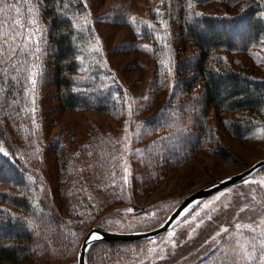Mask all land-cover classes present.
<instances>
[{
	"label": "rangeland",
	"instance_id": "obj_1",
	"mask_svg": "<svg viewBox=\"0 0 264 264\" xmlns=\"http://www.w3.org/2000/svg\"><path fill=\"white\" fill-rule=\"evenodd\" d=\"M85 2L89 14L84 23L93 37L77 83L86 81L98 65L100 79L121 92L117 106L110 113L64 109L55 87L48 84L41 91L40 107L22 117L24 122L18 126L22 137L13 135L20 155L40 181L43 211L65 219L74 241L81 243L93 228L118 233L158 228L192 193L264 160V110L243 117L256 124L241 138L231 132L227 116L219 118L215 113L205 125L214 139L205 140L195 130L202 116L200 110L194 121L187 115L196 111L188 110V99L182 98L174 73L176 53L169 47L176 40L172 37L178 21L176 0ZM257 3L264 10V0ZM242 7L236 6L233 14L242 12ZM200 8L213 15L228 12L220 2ZM180 46L179 54L183 46L186 50L180 55L189 58L191 48L181 42ZM230 60L225 57L226 62ZM234 60L238 70L248 69V74L264 80V37ZM213 142L223 146L229 157L216 154ZM64 148L69 152L67 171L73 174L78 169L82 176L71 190L69 176L60 175ZM245 181L191 207L159 237L114 248L91 245L86 263L261 264L259 259L247 260L237 253L240 244L255 239L250 231L241 230L243 225L255 226L254 220L264 216V187L260 184L264 168ZM7 189L1 186L0 192ZM250 194L256 195L257 211L240 213V206L251 203ZM0 207L11 208L4 203ZM5 215L0 212V219ZM223 228H228V233ZM218 230L220 235L216 236ZM34 249L39 252L18 263L0 264H78L72 249L67 256L52 258L43 256L38 245ZM250 251L259 257L262 250Z\"/></svg>",
	"mask_w": 264,
	"mask_h": 264
},
{
	"label": "trees",
	"instance_id": "obj_2",
	"mask_svg": "<svg viewBox=\"0 0 264 264\" xmlns=\"http://www.w3.org/2000/svg\"><path fill=\"white\" fill-rule=\"evenodd\" d=\"M215 2H220L228 12L213 15L200 8ZM176 4L178 21H175L172 30L173 40H176L169 47L171 53H176L174 73L182 90V98L188 99V110L196 111L187 114L188 117L194 121L195 114L200 110L202 120L195 123V130L205 140L207 137L214 139L205 126L211 113L219 118L227 116L228 126L236 137L246 136L256 121L243 117H251L264 110V80L248 74V69L238 70L240 66L234 58L262 42L264 10L257 0H176ZM239 5L244 6L240 10L242 12L233 14ZM20 6L25 23L28 17L33 16L28 11L32 6L36 13L33 17L37 21L36 26L45 30L40 44L41 53L37 54L39 60L27 54L21 59H27L30 64L38 63L42 71L33 95L29 94L31 85L24 78L26 72L17 73L9 67L8 74L0 76V187L8 188L0 192V203L11 207H0V212L6 213L0 219V261L18 263L34 251L39 252L34 249L35 245L41 247L43 252H40L45 257H64L71 249L79 257L82 243L77 241L76 248L77 242L67 221L43 211V201H40L39 195L40 181L30 164L20 155L13 135L15 138L16 134L22 137L18 131L22 117L32 115V108L40 107L41 91L48 84L55 87L58 101L68 110L113 112L121 92H116L110 84L100 79L98 65L93 66L86 81L77 83V74L82 61L87 59L93 37L91 28L84 23L85 16L89 14L85 0H30V3L20 0ZM9 15L14 13L10 12ZM180 42L191 48L189 58L180 55L186 50L183 46L179 54ZM225 57L231 59L230 62H226ZM13 76H16V80L12 79ZM213 144L216 145V154L229 157L223 151V146ZM61 153L65 155L60 157V175L69 176L71 190L82 177L81 172L77 169L73 174L69 173V152L64 148ZM97 174L101 175L99 172ZM99 245L114 248L122 244L107 242L94 246Z\"/></svg>",
	"mask_w": 264,
	"mask_h": 264
},
{
	"label": "snow or ice",
	"instance_id": "obj_3",
	"mask_svg": "<svg viewBox=\"0 0 264 264\" xmlns=\"http://www.w3.org/2000/svg\"><path fill=\"white\" fill-rule=\"evenodd\" d=\"M24 3H30V0H24ZM29 13H32L33 16L28 17L27 23L24 22L22 17L24 13L22 12V6H20V0L16 2H11V0H0V65H7L8 67H0V76H6L9 71V67L15 70L17 73L23 71L27 75L24 77L27 79L31 85V88L28 90L30 95H33L36 92L38 77L41 74V69L38 63H31L27 59H21L22 56L27 54L28 56L33 57L35 60H39L38 53H41L40 44L42 42V35L45 31L37 25L36 19L33 17L36 13L33 11V7L29 6ZM14 13V15H9V13ZM159 14V13H158ZM133 23H135V18H133ZM98 50V49H94ZM13 80H16V76L12 77ZM33 104L35 100L33 99ZM35 112V108L31 110ZM125 172L127 169L125 168ZM245 183H250V181H245ZM261 187H264V181L260 182ZM219 200V197L217 198ZM251 203L245 204L239 207V212L244 213L256 212V195L250 194ZM207 207V206H206ZM225 208L228 205H224ZM209 220L212 219L211 216L208 217ZM251 219V217H250ZM253 224L243 225L241 230L250 231L255 239L249 241L247 244L239 245L238 255H241L244 259L255 260L259 259L261 264H264V216H261L259 219L254 220ZM200 225L197 224L196 228H199ZM237 228H241L240 224H236ZM195 231V228L193 229ZM224 233H228V228H223ZM171 235H174L171 234ZM220 235L218 230L216 236ZM99 237L97 234L93 233L89 237V241H95ZM216 237L214 236L213 239ZM175 247V244H173ZM252 250H262L259 257L254 255Z\"/></svg>",
	"mask_w": 264,
	"mask_h": 264
},
{
	"label": "water",
	"instance_id": "obj_4",
	"mask_svg": "<svg viewBox=\"0 0 264 264\" xmlns=\"http://www.w3.org/2000/svg\"><path fill=\"white\" fill-rule=\"evenodd\" d=\"M264 168V160L259 161L254 164L252 167L248 168L246 171L234 175L231 177L224 178L215 183L207 185L200 190L192 193L184 201L171 213L168 219L158 228H155L146 232H133V233H118L112 231H106L100 228H93L86 235L82 246L79 251L78 264H87L86 263V255L89 247L96 243H107V242H119V243H139L147 240L154 239L159 237L169 230L172 229L176 221L191 207L200 204L205 201L212 195L227 189L231 186L244 182L253 174H255L258 170ZM97 234L99 237L95 241H89V237L91 234Z\"/></svg>",
	"mask_w": 264,
	"mask_h": 264
}]
</instances>
